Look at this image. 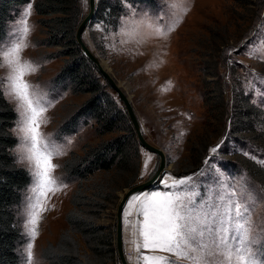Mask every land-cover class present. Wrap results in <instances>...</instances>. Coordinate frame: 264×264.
<instances>
[{"label": "rangeland", "instance_id": "obj_1", "mask_svg": "<svg viewBox=\"0 0 264 264\" xmlns=\"http://www.w3.org/2000/svg\"><path fill=\"white\" fill-rule=\"evenodd\" d=\"M34 1L19 6L5 23L0 40V47L6 49L0 53V89L15 114L11 133L17 142L12 154L29 178L16 211L23 238L19 264H45L46 247L66 229L64 216L74 180L62 174V163L70 153L79 155L84 146L93 147L117 135H96L86 117L79 119L74 132L63 133V125L89 96L71 93L67 82L55 80L66 60L57 56L61 47L46 46L47 33L38 23ZM29 5V30L22 35L18 30ZM79 10L86 14L87 0H79ZM93 20L81 33L82 43L127 97L143 140L162 151L165 159L161 179L128 198L122 209L126 264H264V187L243 173L230 174L218 166L221 159L233 161L229 153H219L239 149L231 141L214 137L197 168L193 152L198 148L192 145L214 125L206 110L211 115L217 112V92L212 86L216 79L226 105L230 86L235 85L264 109V0H251L244 7L230 0H152V5L123 4L114 30ZM18 38L20 51L10 54ZM26 62L36 69L23 76L30 86V99L37 109L44 108L38 117L41 138L35 149L32 133L24 131L25 118L32 113L25 112L27 105L11 91L9 80ZM100 80L106 83L102 76ZM203 91L208 92L213 109L203 104ZM108 93L125 113L114 91L108 88ZM137 151L133 185L152 178L159 162L139 145ZM49 153L50 163L56 166L49 169L54 184L44 179V168L37 165V159ZM245 156L264 169V157ZM123 191L117 193L118 200ZM153 192L167 194L178 216L180 235L171 251L143 247L142 212L146 195ZM116 205L99 218L100 224L111 227L113 239ZM159 211L160 201L152 202L149 221ZM114 264H120L117 256Z\"/></svg>", "mask_w": 264, "mask_h": 264}, {"label": "trees", "instance_id": "obj_2", "mask_svg": "<svg viewBox=\"0 0 264 264\" xmlns=\"http://www.w3.org/2000/svg\"><path fill=\"white\" fill-rule=\"evenodd\" d=\"M29 1L0 0V40L5 23L15 16L19 6ZM230 1L243 7L251 5V0ZM143 3L152 5V0H97L94 20L114 30L123 4ZM33 10L47 33L46 46L61 47L57 56L66 60L55 80L67 82L71 93L89 96L63 125L65 132H62H74L79 119L86 117L93 122L96 135L117 134L93 147L84 146L79 155L70 153L62 163L61 172L68 176L67 179L74 180V190L64 216L66 229L53 245L46 247L45 264H114L113 231L110 226L100 224L99 218L116 205L117 193L135 182L138 145L126 114L116 108L108 93V84H103L99 72L75 45L74 32L84 17L80 14L79 0H35ZM214 76L216 73L211 75ZM218 79L211 83L217 92V112L212 110L214 114L211 115V110H206L208 120L213 119L214 125L207 136L196 138L197 142L192 144L198 148V151L191 149L194 150V166L202 164L212 139L220 135L224 143L231 141L239 149L219 150L223 155L229 153L233 161L221 159L218 166L230 174L243 173L264 187V169L245 156L246 153L256 158L264 157V109L254 105L235 85L230 86V102L226 105ZM207 95L208 92L203 91V104L213 109ZM14 121L15 114L0 89V264L20 263L18 248L23 238L16 211L29 182L26 171L16 164L12 154L17 142L11 133Z\"/></svg>", "mask_w": 264, "mask_h": 264}, {"label": "snow or ice", "instance_id": "obj_3", "mask_svg": "<svg viewBox=\"0 0 264 264\" xmlns=\"http://www.w3.org/2000/svg\"><path fill=\"white\" fill-rule=\"evenodd\" d=\"M30 14V5L28 10L23 17L21 29L22 35H26L29 30V25L27 24V15ZM19 38L17 40V45L15 48L10 50V54H18L20 51ZM6 51L3 47H0V53ZM35 67L31 66L30 62H26L25 65H21L15 69V75L10 76L9 80L11 81V91L15 92L17 97L27 105L25 112L31 111V117L25 118V129L24 131H30L32 148L35 149L36 145L39 143L41 134L38 131L39 121L38 117L40 113L44 111V108L37 109L33 106V102L30 99V93L28 91L29 85L23 81V76L26 74V71H35ZM23 106V105H22ZM51 153L47 156H42L37 159L38 167L44 168L42 173L44 179L50 183H55L54 178L50 177L49 169L56 167L50 163ZM139 194H132L129 197V200L137 197ZM154 201H160V211L155 215V218L149 221L150 215V206ZM171 200L167 194L162 195L160 192H153L146 195L145 198V207L143 209L142 215L144 218V226L142 230V236L144 240L143 247L146 249H155V250H168L171 251L174 246V242L178 240L180 235V225L177 222L178 216L176 210L171 206ZM35 223V220L33 221ZM30 255V253H29Z\"/></svg>", "mask_w": 264, "mask_h": 264}, {"label": "water", "instance_id": "obj_4", "mask_svg": "<svg viewBox=\"0 0 264 264\" xmlns=\"http://www.w3.org/2000/svg\"><path fill=\"white\" fill-rule=\"evenodd\" d=\"M94 15H95V0H87V12L75 29L74 41L78 45L81 54L96 68V70L102 76L104 81L108 84V87L112 91H114V93L117 95L118 99L122 103L124 110H125V114L130 123V126L132 127V130H133V133H134V136H135V139L138 145L142 147L143 149H145L146 151L156 155L159 160L157 171L154 174V176L148 179L147 181L138 183L124 190L123 193L120 195L116 208H115V214H114V217H115V224H114L115 252H116V256L118 258L119 263L126 264L122 256V241H121V212H122V209L127 199L130 196H132V194L142 193L152 188L155 185V183H157L161 179L162 174L164 172V165H165L164 160L165 159H164V155L162 151H160L159 149L155 147L150 146L143 140L127 97L120 90V88L113 82V80L110 78L106 69L102 67V64L92 55V53L87 49V47L82 43L80 39L81 33L92 22Z\"/></svg>", "mask_w": 264, "mask_h": 264}, {"label": "bare ground", "instance_id": "obj_5", "mask_svg": "<svg viewBox=\"0 0 264 264\" xmlns=\"http://www.w3.org/2000/svg\"><path fill=\"white\" fill-rule=\"evenodd\" d=\"M102 67H103V64H102Z\"/></svg>", "mask_w": 264, "mask_h": 264}]
</instances>
